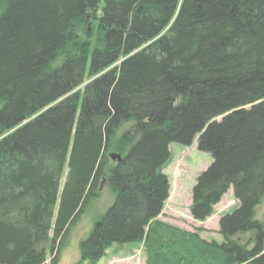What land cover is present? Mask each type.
<instances>
[{
	"label": "trees",
	"instance_id": "16d2710c",
	"mask_svg": "<svg viewBox=\"0 0 264 264\" xmlns=\"http://www.w3.org/2000/svg\"><path fill=\"white\" fill-rule=\"evenodd\" d=\"M195 140L191 218L237 202L219 241L158 219ZM102 186L75 264H264V0H0V264H57Z\"/></svg>",
	"mask_w": 264,
	"mask_h": 264
},
{
	"label": "rangeland",
	"instance_id": "374dc122",
	"mask_svg": "<svg viewBox=\"0 0 264 264\" xmlns=\"http://www.w3.org/2000/svg\"><path fill=\"white\" fill-rule=\"evenodd\" d=\"M168 149L171 155L170 164L163 170V173L168 176L170 194L159 220L178 226L186 231L201 229V235L204 239L219 241L218 222L220 217L230 213L237 206L232 191L229 190L222 197L221 201L214 207V214L210 218L203 223L195 222L189 213L191 189L197 176L211 164L212 158L210 154L197 150L196 140L190 147L171 143ZM63 180L64 176L62 182ZM112 203L113 195L109 187L102 186L98 191V197L91 201L79 223L69 233L65 247L59 254L57 264H75L79 260V242L86 238L93 224L101 219ZM263 218L264 198L255 212L257 221H263ZM143 261L142 246L127 244L123 246L115 245L98 264H143ZM50 262L51 257L47 259L46 264Z\"/></svg>",
	"mask_w": 264,
	"mask_h": 264
},
{
	"label": "water",
	"instance_id": "95a60500",
	"mask_svg": "<svg viewBox=\"0 0 264 264\" xmlns=\"http://www.w3.org/2000/svg\"><path fill=\"white\" fill-rule=\"evenodd\" d=\"M110 159L113 161H117V162H120L121 160L120 156L115 155V154L110 155Z\"/></svg>",
	"mask_w": 264,
	"mask_h": 264
}]
</instances>
